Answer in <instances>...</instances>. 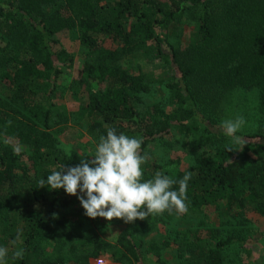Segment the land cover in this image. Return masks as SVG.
<instances>
[{"label": "trees", "instance_id": "trees-1", "mask_svg": "<svg viewBox=\"0 0 264 264\" xmlns=\"http://www.w3.org/2000/svg\"><path fill=\"white\" fill-rule=\"evenodd\" d=\"M185 21L195 28L183 44L178 28ZM74 30L83 56L77 65L57 36ZM136 53L168 65L173 81L164 83V99L153 97L143 73L115 63ZM71 69L70 94L82 93L84 100L61 112L55 101L58 78ZM204 86L219 97L236 89L257 90L261 132L238 131L246 140L242 151H227L239 146L224 130L208 127L222 120L199 108ZM68 120L85 128L89 138L81 146H90L91 159L100 136L115 128L142 140L141 152L148 157L142 180L158 171L176 181L191 174L186 213L173 209L130 223L118 219L119 247L128 263L142 264L137 235L163 219L185 216L192 226L176 244L178 264H223V251L242 247L251 235L249 224L264 220V0L219 5L215 0H0V247L8 250L0 264H98L101 256L111 261L122 256L99 234L111 221L88 217L79 191L69 195L38 183L62 164L78 166L74 155L36 128L48 130L53 122ZM174 131L197 133L208 147L173 173L164 167L179 159L162 163L149 157L148 146ZM178 188L177 183L172 190ZM220 209L227 220L218 225L228 224L226 236L207 221L208 211ZM168 245L163 240L155 254ZM19 250L23 256L15 258Z\"/></svg>", "mask_w": 264, "mask_h": 264}, {"label": "rangeland", "instance_id": "rangeland-1", "mask_svg": "<svg viewBox=\"0 0 264 264\" xmlns=\"http://www.w3.org/2000/svg\"><path fill=\"white\" fill-rule=\"evenodd\" d=\"M222 1L223 0H215V4L219 5ZM194 28V24L189 21H185L179 25V41L185 44L191 30ZM57 36L61 39L63 45L66 46L70 52H73L74 63L76 65L80 63L83 60V56L81 55L82 48L79 44L76 30L69 33L60 32ZM115 63L128 71L143 73L146 80L149 81L152 86L153 97H162L164 99V91H162L164 83L173 80L171 79V71L163 59L143 53H136L118 59ZM73 76V69H71L70 72L63 70L58 78V83L60 85L59 96L55 98V101L61 112H67L69 108L76 109L78 103L84 100V95L82 93H80L78 98H73L70 94V84ZM200 90L205 98L199 101L200 106H198L206 114L217 116L222 121L234 119L236 116L240 115L243 116L246 121L240 130L241 132H261L262 120L257 109V90L250 89L244 91L236 89L220 97L211 87L204 86ZM148 102H150V96L144 99V105ZM21 119L22 121L31 123V120L28 118ZM222 121L220 122L222 123ZM221 123L218 126L209 125L208 127L212 131L219 132L223 130ZM66 125H68L67 128H64ZM36 128L50 135L56 141L59 150L66 154L74 155L78 165H80L82 159L91 160L89 151L92 149H90V146L87 148L81 146V144L85 143L89 138L84 127L68 120L65 124L53 122L51 128L48 130H42L38 125H36ZM212 137H216L215 133L212 134ZM166 138L167 139L163 142L156 141L149 144L148 152L149 157L157 158L162 163L170 158L179 159L178 164L173 163L169 165V167H164V170H170L173 173L190 166L194 154L208 147L197 133L184 135L183 133L174 131ZM81 155L85 156L82 157ZM206 214L210 226H219L221 236H226L230 233L228 224L218 225L227 220V216L224 214L223 209L208 211ZM164 221L166 224L163 223ZM163 222L157 223L152 229L145 230L137 235V238L142 241L140 249L142 264H178L177 250L179 247L177 248L176 244L186 238L185 234L189 233L187 229L192 226V222L185 216L173 217L170 220L163 219ZM254 222L255 223L249 224L251 235L246 238L242 247L231 245L223 251V264H260L264 262V220L260 218L254 220ZM122 228L123 226L119 220L113 218L110 226L106 230H99L100 237L112 247L113 245L116 246L119 252L122 253V256L116 261H111L107 257L101 256L98 264L131 263H128L126 259H124L123 250L121 246L119 247ZM197 229L201 230V228ZM235 229L241 231V228L235 227ZM163 240H167L169 245L164 247L160 255L157 256L155 254V248L160 245ZM181 251L183 252L184 250ZM183 254L187 255V252L184 251Z\"/></svg>", "mask_w": 264, "mask_h": 264}, {"label": "clouds", "instance_id": "clouds-1", "mask_svg": "<svg viewBox=\"0 0 264 264\" xmlns=\"http://www.w3.org/2000/svg\"><path fill=\"white\" fill-rule=\"evenodd\" d=\"M245 123L240 115L222 121L221 126L226 136L231 138V144L239 146L238 149L229 147L227 151L243 150L246 140L236 133ZM141 145V139L117 134L115 128H108L106 136H100L91 160L82 159L80 165L68 168L62 164L60 170L38 183L40 187L46 184L53 190L63 188L69 195H77L79 191L82 195L78 199L85 214L93 219L102 217L111 221L117 218L130 223L173 209L186 213V193L191 174H185L176 181L158 171L152 179L142 180V165L148 157L142 154ZM177 183L178 191L172 190ZM7 255L8 250L0 247V262H5ZM22 256V250L14 253L15 258Z\"/></svg>", "mask_w": 264, "mask_h": 264}, {"label": "built area", "instance_id": "built-area-1", "mask_svg": "<svg viewBox=\"0 0 264 264\" xmlns=\"http://www.w3.org/2000/svg\"><path fill=\"white\" fill-rule=\"evenodd\" d=\"M262 264H264V263H262Z\"/></svg>", "mask_w": 264, "mask_h": 264}]
</instances>
